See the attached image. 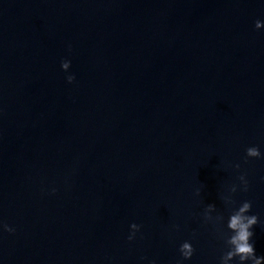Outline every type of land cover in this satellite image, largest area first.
<instances>
[{
  "label": "water",
  "instance_id": "obj_1",
  "mask_svg": "<svg viewBox=\"0 0 264 264\" xmlns=\"http://www.w3.org/2000/svg\"><path fill=\"white\" fill-rule=\"evenodd\" d=\"M258 18L262 0H0V264H177L185 239L184 264H219L201 213L227 216L237 161L264 222ZM253 239L264 255V223Z\"/></svg>",
  "mask_w": 264,
  "mask_h": 264
},
{
  "label": "clouds",
  "instance_id": "obj_2",
  "mask_svg": "<svg viewBox=\"0 0 264 264\" xmlns=\"http://www.w3.org/2000/svg\"><path fill=\"white\" fill-rule=\"evenodd\" d=\"M264 2V0H262ZM255 28L257 30L264 29V19H256ZM71 49V44L68 45ZM72 67V60L65 57L61 60V68L67 73L66 79L68 83L76 81V75L69 70ZM251 158L264 159V151H261L259 145H250L245 149L244 163H247ZM238 175L236 182L227 186V191L221 193L220 199L223 201L228 210L227 216L223 212L218 211L215 203H208L204 208L201 216L203 223L211 224L216 232L217 239L223 241V248L219 256V264H264V255H258L256 252L255 241V226L261 225V217L257 213L252 212L253 202L250 199L238 201L235 199L237 192H248L250 188V181L248 173L242 170L241 162H234L231 164ZM264 179V177H262ZM56 187L51 188V192L55 193ZM201 194V188L196 189V195ZM176 229L180 225H175ZM142 229V225L138 223H131L130 231L127 236L128 241H134ZM0 231L15 232L16 228L13 225L0 221ZM196 234L193 233V238ZM196 252V248L192 239H185L179 245L180 259L177 264H184L185 261L192 259ZM146 260L147 257H142ZM148 264H158L156 258L148 261Z\"/></svg>",
  "mask_w": 264,
  "mask_h": 264
}]
</instances>
